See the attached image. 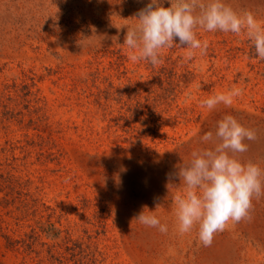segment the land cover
Returning <instances> with one entry per match:
<instances>
[{
    "label": "rangeland",
    "instance_id": "374dc122",
    "mask_svg": "<svg viewBox=\"0 0 264 264\" xmlns=\"http://www.w3.org/2000/svg\"><path fill=\"white\" fill-rule=\"evenodd\" d=\"M149 2L0 0V264H264V197L210 247L174 215L175 173L224 115L256 131L239 158L264 169V60L244 34L197 29L206 55L132 62L120 27ZM224 2L264 23V0ZM233 87L231 107L200 106Z\"/></svg>",
    "mask_w": 264,
    "mask_h": 264
},
{
    "label": "clouds",
    "instance_id": "9594fccd",
    "mask_svg": "<svg viewBox=\"0 0 264 264\" xmlns=\"http://www.w3.org/2000/svg\"><path fill=\"white\" fill-rule=\"evenodd\" d=\"M168 2L164 7L163 0H150L137 12L135 26L120 27L127 29L123 45L130 50L128 58L132 62L146 61L157 67L163 63V50L173 47L186 50V61L197 52L206 55L209 42L197 37V29L244 34L256 56L264 60V23L252 11H237L224 0ZM242 94L243 89L233 87L201 101L200 106L209 112L221 104L231 107L234 98ZM256 139V131L244 127L232 115L218 120L215 132L200 136L203 146L193 150L190 160L175 173L183 185L182 192L174 197L175 228L180 235L196 229L199 243L210 247L215 234L225 231L230 223L252 222L253 199L264 197V169L239 157L248 151L245 141ZM153 212L146 214L144 210L136 221L167 233L168 225Z\"/></svg>",
    "mask_w": 264,
    "mask_h": 264
}]
</instances>
